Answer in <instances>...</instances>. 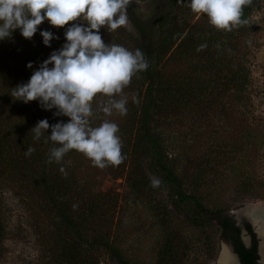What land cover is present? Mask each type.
<instances>
[{"label":"trees","instance_id":"1","mask_svg":"<svg viewBox=\"0 0 264 264\" xmlns=\"http://www.w3.org/2000/svg\"><path fill=\"white\" fill-rule=\"evenodd\" d=\"M261 3L168 0L144 15L125 0H0V176L45 216L43 264H134L116 242L121 195L100 190L108 177L142 195L159 181L169 201L189 205L192 228L216 227L242 264H257L237 222L186 193L170 133L220 107L245 118V27ZM6 220L0 197V264ZM167 221L156 263L178 264L185 241Z\"/></svg>","mask_w":264,"mask_h":264},{"label":"rangeland","instance_id":"2","mask_svg":"<svg viewBox=\"0 0 264 264\" xmlns=\"http://www.w3.org/2000/svg\"><path fill=\"white\" fill-rule=\"evenodd\" d=\"M125 1L133 10L148 15L164 8L168 0ZM123 24L134 31L124 12ZM245 28L250 77V100L245 118L240 114L226 116L220 107L216 115L205 121L194 126L192 121L184 123L170 133V153L176 158L177 172L186 193L199 197L206 207L225 210L240 224L246 221L239 213L241 209L264 201V3L255 8ZM51 79L53 97L58 102L64 79L60 62L56 63ZM155 187L157 191L142 195L131 192L124 179L108 177L101 184V191L113 190L122 198L116 242L125 257L134 264H157L166 237L167 220H171L185 241L182 245L184 259L178 264H218L226 243L220 238L219 230L192 228L185 220L189 205L169 201L168 190L159 181ZM0 197L6 207L8 228L1 264L46 262L44 214L15 183L2 176Z\"/></svg>","mask_w":264,"mask_h":264},{"label":"flooded vegetation","instance_id":"3","mask_svg":"<svg viewBox=\"0 0 264 264\" xmlns=\"http://www.w3.org/2000/svg\"><path fill=\"white\" fill-rule=\"evenodd\" d=\"M249 207H251L252 212H262V210H264V209H262V207H264V201H257L255 203L251 204L250 206H247L246 208L241 209V211H239V213L241 214V212H246L247 208H249ZM242 216L246 219V221L243 224L237 223V225H239L242 228V240H243V230H245L247 232L246 235L250 237V241H251L250 245L247 246L243 240L245 246L248 248L252 247L255 250L257 264H264L262 261V259H263L262 247L264 245V236L259 231L260 225L258 223L257 224L254 223L255 218L251 219L250 217H247L244 215H242ZM246 223L251 225L253 236H251L249 234V232L247 231V229L245 227Z\"/></svg>","mask_w":264,"mask_h":264},{"label":"bare ground","instance_id":"4","mask_svg":"<svg viewBox=\"0 0 264 264\" xmlns=\"http://www.w3.org/2000/svg\"><path fill=\"white\" fill-rule=\"evenodd\" d=\"M264 209V207H262ZM242 215L255 218L254 223L259 224V231L264 236V210L262 212H252L251 207L247 208L246 212H241ZM224 250L221 254V258L219 260L220 264H238V260L236 258V255H234L229 247L224 245ZM262 261L264 263V245L262 247Z\"/></svg>","mask_w":264,"mask_h":264},{"label":"water","instance_id":"5","mask_svg":"<svg viewBox=\"0 0 264 264\" xmlns=\"http://www.w3.org/2000/svg\"><path fill=\"white\" fill-rule=\"evenodd\" d=\"M246 234H247V232L245 230H243V240H244L245 244L247 246H249L251 241H250V237L247 236ZM224 245H226L227 247H229L231 249L232 253L234 255H236V258L238 260V264H242L241 261H240V259H239V256L233 251L232 247L229 246L227 243H224ZM224 245H223V247H224ZM218 264H220L219 261H218Z\"/></svg>","mask_w":264,"mask_h":264}]
</instances>
